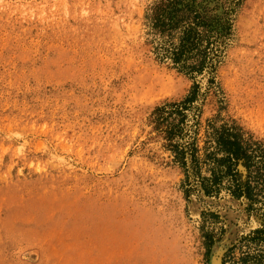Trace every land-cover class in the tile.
Returning a JSON list of instances; mask_svg holds the SVG:
<instances>
[{
  "label": "rangeland",
  "instance_id": "rangeland-1",
  "mask_svg": "<svg viewBox=\"0 0 264 264\" xmlns=\"http://www.w3.org/2000/svg\"><path fill=\"white\" fill-rule=\"evenodd\" d=\"M157 1L0 0V264H222L263 225L187 178L153 114L196 82L200 147L209 124L264 143V0L195 80L158 55Z\"/></svg>",
  "mask_w": 264,
  "mask_h": 264
},
{
  "label": "trees",
  "instance_id": "trees-1",
  "mask_svg": "<svg viewBox=\"0 0 264 264\" xmlns=\"http://www.w3.org/2000/svg\"><path fill=\"white\" fill-rule=\"evenodd\" d=\"M241 0H159L147 14L159 57L169 60L192 79L218 62L233 30L232 15ZM194 85L182 101L166 102L154 111L155 129L168 142L174 160L189 170L205 196L222 192L264 205V143L245 136L233 124H209L202 147L196 121L188 124V111L198 96ZM252 205L250 206V208ZM264 217V216H263ZM210 252L211 233H205ZM239 251V252H237ZM222 264H264V223L246 235L223 256Z\"/></svg>",
  "mask_w": 264,
  "mask_h": 264
},
{
  "label": "bare ground",
  "instance_id": "bare-ground-1",
  "mask_svg": "<svg viewBox=\"0 0 264 264\" xmlns=\"http://www.w3.org/2000/svg\"><path fill=\"white\" fill-rule=\"evenodd\" d=\"M214 264H220V262H217V261H216Z\"/></svg>",
  "mask_w": 264,
  "mask_h": 264
}]
</instances>
